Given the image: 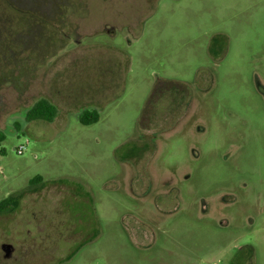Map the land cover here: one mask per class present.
<instances>
[{"label": "rangeland", "instance_id": "374dc122", "mask_svg": "<svg viewBox=\"0 0 264 264\" xmlns=\"http://www.w3.org/2000/svg\"><path fill=\"white\" fill-rule=\"evenodd\" d=\"M0 138L23 264H264V0H0Z\"/></svg>", "mask_w": 264, "mask_h": 264}, {"label": "trees", "instance_id": "16d2710c", "mask_svg": "<svg viewBox=\"0 0 264 264\" xmlns=\"http://www.w3.org/2000/svg\"><path fill=\"white\" fill-rule=\"evenodd\" d=\"M56 114V108L45 99H38L26 113V120H41L52 122ZM99 120V114L96 111L85 110L78 116L80 124L87 126L96 123ZM2 138H0L1 140ZM7 205H0V212L8 210Z\"/></svg>", "mask_w": 264, "mask_h": 264}, {"label": "flooded vegetation", "instance_id": "af4514ba", "mask_svg": "<svg viewBox=\"0 0 264 264\" xmlns=\"http://www.w3.org/2000/svg\"><path fill=\"white\" fill-rule=\"evenodd\" d=\"M105 32L112 34V33H114V29H106ZM25 233H26V236H29L31 234V231L27 230ZM18 234H21V232H18ZM15 238H16V240L19 239V237H17V236ZM30 240L31 241L27 242V243H25L23 241L22 242L18 241L17 242L18 243L17 244V246H18L17 251L15 249L14 243H1L0 244V264H6L5 262H7V261H12L13 264H23L24 258L19 257V255H20L19 250L24 248L25 249L24 253H26L27 250H31L32 248L34 249L35 248L34 247V239H30ZM6 246H8L7 250L4 248ZM29 253H31V252H29ZM27 264H33L32 259H30V262Z\"/></svg>", "mask_w": 264, "mask_h": 264}, {"label": "built area", "instance_id": "2783aa9c", "mask_svg": "<svg viewBox=\"0 0 264 264\" xmlns=\"http://www.w3.org/2000/svg\"><path fill=\"white\" fill-rule=\"evenodd\" d=\"M24 146L23 145H20L16 148V154L17 155H21L23 153V150H24Z\"/></svg>", "mask_w": 264, "mask_h": 264}, {"label": "water", "instance_id": "95a60500", "mask_svg": "<svg viewBox=\"0 0 264 264\" xmlns=\"http://www.w3.org/2000/svg\"><path fill=\"white\" fill-rule=\"evenodd\" d=\"M7 247H8V246H6V247H4V248L7 250Z\"/></svg>", "mask_w": 264, "mask_h": 264}]
</instances>
